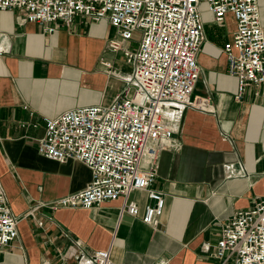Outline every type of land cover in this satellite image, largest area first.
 <instances>
[{
	"label": "crops",
	"instance_id": "1",
	"mask_svg": "<svg viewBox=\"0 0 264 264\" xmlns=\"http://www.w3.org/2000/svg\"><path fill=\"white\" fill-rule=\"evenodd\" d=\"M257 1L264 30V0ZM200 9L205 39L192 95L208 98L213 112L187 107L171 121L174 144L160 151L152 185L164 198L155 226L141 220L149 201L143 190L127 199L136 203V216L121 212L122 197L91 208L48 207L82 189L90 170L38 153L42 118L107 104L121 91L126 73L107 46L114 27L78 15L48 34L0 10V184L18 219L17 239L0 250V264H93L87 259L101 249L115 264H222L213 256L222 228L264 199V85L248 86L235 99L237 78L227 73L222 49L235 19L226 13L216 22L205 4Z\"/></svg>",
	"mask_w": 264,
	"mask_h": 264
},
{
	"label": "built area",
	"instance_id": "2",
	"mask_svg": "<svg viewBox=\"0 0 264 264\" xmlns=\"http://www.w3.org/2000/svg\"><path fill=\"white\" fill-rule=\"evenodd\" d=\"M201 4L216 22L226 13L235 19L232 39L222 49L227 73L237 78L235 99H240L246 87L264 85V30L257 0H0V10L13 11L18 24L38 23L48 34L57 22L69 26L78 15L108 20L116 36L107 46L121 51L131 66L123 77L125 85L109 103L42 118L38 153L61 163L74 159L90 170L82 189L57 197L48 207L91 208L122 197L121 212L136 216V203L127 199L143 190L149 201L141 220L157 224L164 198L152 185L160 151L174 144L171 121L187 107L213 112L208 98L192 95L199 76L197 54L205 39ZM129 41L134 47L124 46ZM101 64L114 73L109 62ZM17 223L0 184V250L17 239ZM213 256L222 264L228 259L233 264H264V199L233 215ZM87 262L115 264L109 249L95 250Z\"/></svg>",
	"mask_w": 264,
	"mask_h": 264
},
{
	"label": "rangeland",
	"instance_id": "3",
	"mask_svg": "<svg viewBox=\"0 0 264 264\" xmlns=\"http://www.w3.org/2000/svg\"><path fill=\"white\" fill-rule=\"evenodd\" d=\"M138 33H135L133 36L134 41H136V39L138 38ZM124 46H130V47H134V44H131V42H124ZM117 59H115V64L121 69L122 72L126 73L123 77H126L130 74L131 71V66L129 64H127L122 56L121 51L117 52Z\"/></svg>",
	"mask_w": 264,
	"mask_h": 264
}]
</instances>
